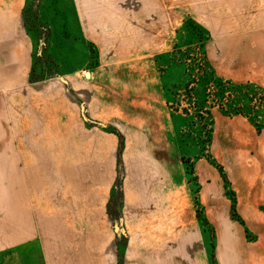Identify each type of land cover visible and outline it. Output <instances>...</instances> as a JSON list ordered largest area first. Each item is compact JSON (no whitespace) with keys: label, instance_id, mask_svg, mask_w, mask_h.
Wrapping results in <instances>:
<instances>
[{"label":"crops","instance_id":"crops-1","mask_svg":"<svg viewBox=\"0 0 264 264\" xmlns=\"http://www.w3.org/2000/svg\"><path fill=\"white\" fill-rule=\"evenodd\" d=\"M26 1L0 0V183L11 199L0 233L4 263L212 264L211 224L218 264H264V188L258 180L264 172V130L259 143L255 141L254 160L245 166L246 179L260 184L238 193L244 228L231 218L232 204L220 191L221 175L208 161L197 162L201 183L206 181L197 195L209 222L204 228L182 159L180 115L171 107L161 70L158 46L165 41L166 28L161 25L163 30L156 31L155 13L146 19L147 34L137 38L134 33L141 25L129 27L133 36L123 37L105 34L100 30L106 25H99V30L88 29L87 37L78 21V32L66 29L59 39L62 72L33 81L34 43L24 16ZM181 2L188 10L184 21L191 19L207 31L209 70L235 84L264 88V0ZM86 70L88 79L76 77ZM83 102L88 104V137L79 120ZM211 112L216 125H226L222 110L213 107ZM71 120L85 136V142L74 143L72 155L68 138L61 136L73 132ZM238 127L230 125L229 130ZM93 149L103 151L99 165L109 166L110 174L101 175L107 182L105 194L88 180V165L98 164L88 161ZM49 176L55 183L49 220L53 241L45 235L49 212H41L37 197V185ZM112 198L121 225V234L114 238L108 236L114 226L108 211ZM33 226L36 233L26 236ZM247 227L259 232L260 243L245 238ZM74 230L84 231L79 241H73ZM14 245L17 250L11 253ZM30 246L35 254H28Z\"/></svg>","mask_w":264,"mask_h":264},{"label":"rangeland","instance_id":"rangeland-1","mask_svg":"<svg viewBox=\"0 0 264 264\" xmlns=\"http://www.w3.org/2000/svg\"><path fill=\"white\" fill-rule=\"evenodd\" d=\"M26 2L27 3L23 8L24 16L26 18L27 28L32 36L34 43V64L30 74V79L33 81L43 78L56 77L58 76L59 72H62V67L60 66L61 62H59V53L62 52L63 49L59 43V39L61 42V36L66 29L78 32L80 30L78 21H80L83 27V31L87 37L88 29H91L92 31L94 29L99 30V25H106L105 28H102V30H100L102 32H105V34L120 37L127 35L133 36V32L129 29V27L137 28L139 25H141L140 30L138 32L135 31L136 34L134 33V37L137 38L138 36L143 37L145 36V34H147V29L146 31H144L143 29L147 24L146 19L149 14L155 13L157 21L156 31H158V33L161 32V30H163L162 26L166 28L165 41L163 42V40H161V37L159 39L158 36V41L163 42L162 46H158V51H160V63L162 65L164 75L167 79L171 107L174 112H177L178 115H180V126L178 128L179 141L180 139L182 140L184 153L189 162V166L192 162H194V176L191 177L195 178V180H193L192 183L190 182L192 191H197L196 193L197 195H199L202 189V183H204V185L206 184L205 180L201 183L200 175H198L197 171V162L200 159H204V161L206 162L208 161L213 166L216 175H221L219 176L221 183L220 191L222 195H224L225 193L224 196L228 199L229 197L226 193L225 182H222V180L224 181L221 174V172L223 171V173L228 178L230 189L235 193L237 205L238 193L243 194L245 190H248L250 188L251 184L253 186L255 185V183H258V185L260 184L257 181H255L254 183V178L252 180L246 179L245 166L249 165L250 167V163L254 160V153L257 151L255 147V141H259V135L262 133L264 128L259 132L252 118L244 114L228 115L224 113L226 125H216L217 117L213 116L211 112V117L213 120V136L211 142H209L207 141V138L203 132V123H200V119L196 117L197 108L194 104H191L190 99L188 100V96L186 94V85L189 82L194 81V79H198L197 83L192 84L196 89H199V92L201 91L200 94L198 93L196 95L199 98H202V92L205 93L204 98H206L207 100L206 102H204V104L208 109H210V111L213 107L216 109H220L218 106V102L212 100L209 96L207 97L209 88L207 85L206 87L205 85L203 86V83L200 81V79H203L202 76L204 75V48L202 49L200 47L199 41L195 40V38L191 36L190 31L185 26L186 21L184 20L187 15L186 11L188 10L186 5H182L181 0H75L76 6H74L72 0H27ZM146 41L148 42L147 37ZM166 50H168L169 52ZM208 72L211 73L210 70H208ZM88 75V70H86L85 73L82 72L81 74L76 75V77L79 76L80 78L88 79ZM213 86L215 89L214 84ZM228 89L229 88L227 87L224 93H230L234 96L235 93L233 92V90L228 91ZM236 95L234 96V98H238L236 97ZM227 97L232 98L228 95ZM259 99V93L254 96L253 99H250V104L256 109L260 106ZM84 104V102L81 103V105ZM84 106L86 107L85 109H83V106H81L80 108L79 120L82 122L81 126L85 127L82 129V131H85V129H87L86 135L88 137V104H85ZM185 109H189L187 111L188 113L185 111ZM84 113L87 117H84ZM253 117H255L257 121L261 120L262 116L256 117L255 115H253ZM71 121L73 125V132L71 134L69 133L68 135H61L62 138H68L67 146L70 148V155L73 154V146H75L74 143L78 141L85 142V136L80 131L79 126H77V123H75L74 120ZM235 124H240V127L236 128L235 130H229V126ZM223 126H227V129ZM0 141L3 142V134L0 135ZM123 143L124 142L122 140L120 150H118V156L121 155L123 151ZM102 152L103 151L93 149V156L91 159H88V161L92 160L93 163L98 164H94L92 166L88 165V180H93L94 188L97 189L98 193L100 192L102 194H105V186L107 185V182L102 179L101 175H107V173L109 172L107 170V167L109 166L99 165V162L102 161L99 157V154H101ZM208 154H210L211 159L208 158ZM1 157H3V155H0V158ZM210 160H214L215 163H212V161ZM246 160H248V162ZM184 164L185 167H187L185 162ZM218 165L222 166L221 172V168L219 167V169ZM95 174H97L98 177H96ZM109 174L110 173H108V175ZM120 177L121 176L118 177L117 185L121 184ZM48 178L49 181L47 180L46 182H42L41 185H37L39 189L37 197L39 199L41 212L43 210L49 212L45 214V219L47 221V229H45V235L46 237L48 236V239L50 241H53L51 235L52 233L49 230V220L50 217L52 220V206L50 203L54 198L55 183L52 181L51 176H49ZM97 178L102 179V182L96 181ZM260 179L262 180L261 184L264 188V172L262 174L260 172V174L258 175V180L260 181ZM61 185H63V183ZM1 189L0 226H2V228L0 229V233L3 232V227L5 226V217L7 216L8 218L7 201L9 202L11 200L10 197H5L3 194V182L0 183V190ZM61 196L64 197L62 193ZM35 199V210L37 211L38 200L36 197ZM76 200L79 202L80 198L78 197ZM114 202L115 198H112L108 208L109 214H111L114 218V226L108 228V236H110L111 238L117 237V234H121L119 217H116L118 213L113 210ZM229 202H231L232 204V200L230 198ZM95 209L96 208H94V210ZM262 210L264 209L262 208ZM203 215L208 221L207 216L205 214ZM230 215L237 226H241L243 228L244 226L246 227V223L243 217L244 215L238 213V210L236 214H234V212L232 211ZM35 217H38V213L35 214ZM13 223L14 225H20L21 222H16L14 220ZM208 226V235L210 241L208 243V251L211 256L213 251L215 252L216 230L211 224ZM34 232L36 233L34 226L32 229L28 228L26 236H31L32 234L34 235ZM100 232L101 231H98V233ZM79 233H84V231H72L73 241L80 240ZM244 234L245 238H248L253 244L260 243L259 232H253L247 227V229L244 230ZM121 236L120 237L122 238V241L126 242L127 240L125 239V236ZM16 246L17 245H14L13 248H11V253L16 252ZM83 247L84 246H82V248ZM28 252V254L36 253L35 248L31 246L29 247ZM119 254L121 255V252ZM4 256V249L0 247V264H5Z\"/></svg>","mask_w":264,"mask_h":264},{"label":"trees","instance_id":"trees-1","mask_svg":"<svg viewBox=\"0 0 264 264\" xmlns=\"http://www.w3.org/2000/svg\"><path fill=\"white\" fill-rule=\"evenodd\" d=\"M185 26L190 31L191 36L194 37L195 40L199 41L200 47L203 49L205 41L209 38L207 31L201 25H199L198 23H196L195 21H193L191 19H189L186 22ZM161 70L163 72V69H161ZM208 70H209V68L207 66V60H206L205 53H204V61H203V71H204L203 74L204 75L202 76L203 79L202 80L200 79V81L203 83L202 84L203 86L205 85V87H206V85H207L209 88V92L207 93V97L209 96L212 100L218 102L219 108L225 114H228V115H233V114L248 115L250 118H252V120L255 123L258 131L260 132L264 128V88L257 87V86L251 85V84H235L229 79H224L222 77L215 76L213 72L209 73ZM197 80L194 79V81H191L186 85V91H187L186 94L188 96V100L189 99L191 100L190 101L191 104H194L195 107L197 108L196 109L197 110L196 117L200 119V123L201 122L203 123L202 124L204 127L203 132L207 138V141L211 142L212 136H213V128H212L213 120L211 117V111L204 104V102H206V100H207L206 98H204L205 93L202 92V95H201L202 98H199L196 95L198 93L200 94V92H201V91L199 92L198 88L196 89L194 87V85H192V84L197 83ZM213 84L215 85V89H214ZM211 85L213 86V88ZM210 87H211V89H210ZM227 87L229 88L228 91L233 90L235 95L237 93L236 97H238V98H234L235 95L233 96L230 93L225 94L226 92L224 93V91H226ZM258 93L260 94V99H259L260 106L256 109L254 106H252L250 104V99H253L254 96H256ZM227 95L232 97V98L227 97ZM188 110L189 109H185L186 112ZM253 115H255L256 117L262 116L261 120L256 121V118L253 117ZM177 121L178 120L176 119V123H177ZM179 122H180V118H179ZM178 134H179V131H178ZM178 139H179V136H178ZM179 144H180V148H181L182 153H183L182 158H183V161L186 163L187 173L190 176V182L192 183V181L195 180V178L191 177V176H194V162H192L191 165L189 166V162H188L186 155L184 153L183 144H182L181 139L179 141ZM208 158L211 159L210 154H208ZM210 161H212V163H215L214 160H210ZM218 168L220 169V172H221L222 166L218 165ZM221 174H222L224 182H225L226 193H227L228 197L232 200V211L234 212V214H236L237 213V199H236L235 193L230 189L228 178L223 173V171L221 172ZM196 192H195V194H196L195 196H196V205L198 206L197 207L198 218L200 219V221H202V224L204 225V228H205V226L209 222L204 217L203 212L199 208L200 203H199ZM210 257H211L212 264H218L216 261V256H215L214 251Z\"/></svg>","mask_w":264,"mask_h":264}]
</instances>
